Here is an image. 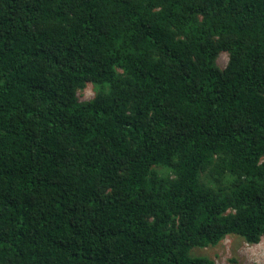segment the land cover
Listing matches in <instances>:
<instances>
[{
  "label": "trees",
  "instance_id": "obj_1",
  "mask_svg": "<svg viewBox=\"0 0 264 264\" xmlns=\"http://www.w3.org/2000/svg\"><path fill=\"white\" fill-rule=\"evenodd\" d=\"M231 234L264 237V0H0V264Z\"/></svg>",
  "mask_w": 264,
  "mask_h": 264
},
{
  "label": "rangeland",
  "instance_id": "obj_2",
  "mask_svg": "<svg viewBox=\"0 0 264 264\" xmlns=\"http://www.w3.org/2000/svg\"><path fill=\"white\" fill-rule=\"evenodd\" d=\"M227 62V54H219L217 63L221 67ZM80 100L88 99L93 95V90L88 84L79 90ZM204 256L214 261L215 264H263L264 263V237L256 243H247L240 236L231 234L216 245L194 247L190 255Z\"/></svg>",
  "mask_w": 264,
  "mask_h": 264
}]
</instances>
